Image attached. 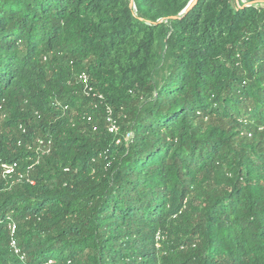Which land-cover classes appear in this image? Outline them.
Here are the masks:
<instances>
[{
  "label": "trees",
  "instance_id": "obj_1",
  "mask_svg": "<svg viewBox=\"0 0 264 264\" xmlns=\"http://www.w3.org/2000/svg\"><path fill=\"white\" fill-rule=\"evenodd\" d=\"M190 1L0 0V264H264V0Z\"/></svg>",
  "mask_w": 264,
  "mask_h": 264
},
{
  "label": "built area",
  "instance_id": "obj_2",
  "mask_svg": "<svg viewBox=\"0 0 264 264\" xmlns=\"http://www.w3.org/2000/svg\"><path fill=\"white\" fill-rule=\"evenodd\" d=\"M78 83L81 86L82 93L85 96H87V97L92 96V97L96 98L100 103L103 102V100H104L103 97L101 95L97 94L96 92H94L93 87L89 83V78H88L87 74L81 73L78 76ZM55 104L60 105V103L57 101H55ZM106 121L108 124V131L110 133H117L118 126H117L115 120L112 118L111 111L108 107H106ZM23 132H24V130H23ZM18 144H20V142H18ZM49 151H50V141L45 142L41 139H37L36 140V148L34 149V155L36 156L37 159L33 165H30L27 168V170L30 171L33 168V166L35 164H37L38 158L49 153ZM16 168H17L16 163H2V164H0L2 178L3 179H12L15 176V178H13L15 180L22 179L23 175L19 172H16ZM8 229L10 231V236H11L9 247H10L12 253L22 261V260H24V254L21 253L19 246H18V243H17V240L15 238V231H16L15 225L14 224L9 225Z\"/></svg>",
  "mask_w": 264,
  "mask_h": 264
},
{
  "label": "water",
  "instance_id": "obj_3",
  "mask_svg": "<svg viewBox=\"0 0 264 264\" xmlns=\"http://www.w3.org/2000/svg\"><path fill=\"white\" fill-rule=\"evenodd\" d=\"M198 2V0H191L186 7V9L183 11V13L190 11ZM130 6H133V0H130ZM173 19H176V17H173Z\"/></svg>",
  "mask_w": 264,
  "mask_h": 264
},
{
  "label": "rangeland",
  "instance_id": "obj_4",
  "mask_svg": "<svg viewBox=\"0 0 264 264\" xmlns=\"http://www.w3.org/2000/svg\"><path fill=\"white\" fill-rule=\"evenodd\" d=\"M127 138H130V136H129V137H127Z\"/></svg>",
  "mask_w": 264,
  "mask_h": 264
}]
</instances>
